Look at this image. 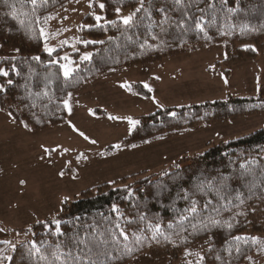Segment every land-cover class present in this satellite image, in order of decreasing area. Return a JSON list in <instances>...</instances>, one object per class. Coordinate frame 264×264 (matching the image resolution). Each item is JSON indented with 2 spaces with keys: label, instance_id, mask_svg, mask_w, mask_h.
<instances>
[{
  "label": "trees",
  "instance_id": "1",
  "mask_svg": "<svg viewBox=\"0 0 264 264\" xmlns=\"http://www.w3.org/2000/svg\"><path fill=\"white\" fill-rule=\"evenodd\" d=\"M72 1L37 0V5H32L30 0H0V47L16 51L15 56L0 60V68L9 73L7 77L0 76V86L4 89L0 91V110L27 131H44L62 125L66 120L64 101L67 97L86 83L117 69L158 64L167 56L191 53L202 46H222L226 65L253 61L264 53V0H182L180 4L175 0H144L143 10L136 14L130 26L113 19L116 9L136 10L140 0H96L104 5L103 19L99 23L94 19L96 4L82 19L77 50L71 53L77 67L65 78L60 69V55L65 48L57 49L49 57L42 50L39 29L47 28L51 21L43 25L44 17ZM37 18L41 20L40 25L36 23ZM197 19L202 31L195 27ZM182 20L184 27L179 26ZM113 21L115 23H108ZM84 41L102 43L85 44ZM85 50H92L91 58L82 61L80 55ZM34 56L40 59L33 60ZM52 59L57 63H50ZM9 79L12 84H8ZM129 89L143 99L151 96L141 84ZM263 114L264 86L259 88L256 97H227L198 105L165 108L139 117V123L122 144L140 145L182 129ZM263 152L264 128L236 140L211 145L187 165L152 181L127 184L136 177L130 176L86 189L76 200L64 202L54 221L46 220L33 226L30 242L17 245L15 251L0 243V264H49L54 259L52 252L56 245L72 248L76 234L83 236L91 231L85 226L97 225L116 231V223L125 229L129 236L127 243L134 251L125 254V242L118 236L121 241L118 246L112 243L107 246L115 257L110 264H128L142 255L174 264L184 256L185 248L203 255V264H243L249 256L264 250L260 239L264 236ZM201 181H211L220 191L216 194L205 188L203 194L194 196L198 209L202 210L198 219L210 216L219 220L220 225L210 231H196L191 227L196 221L186 220L181 231L179 217L186 214L183 210L188 206V201L182 197L184 192L192 196L194 185ZM209 200L211 204L205 209ZM113 205L118 211H112ZM141 215L145 219L141 220ZM56 220L61 221L63 235L53 234ZM156 223L166 235L180 232L187 242L180 244L174 234L177 245L163 237H159L158 242L151 240L149 225ZM169 223L174 225L173 229L168 228ZM133 233L143 234L148 239L137 245ZM233 237L245 239L234 240ZM32 242L41 247L47 260H41L39 255H25ZM9 255L13 257L11 261L3 259ZM187 259L195 262L198 257Z\"/></svg>",
  "mask_w": 264,
  "mask_h": 264
},
{
  "label": "rangeland",
  "instance_id": "2",
  "mask_svg": "<svg viewBox=\"0 0 264 264\" xmlns=\"http://www.w3.org/2000/svg\"><path fill=\"white\" fill-rule=\"evenodd\" d=\"M94 4V19L103 18L96 0H74L52 12L55 19L46 28L49 33H58L48 39L49 46L56 50L65 48L60 57L67 55L74 69L77 63L71 53L77 50L78 29ZM119 9V15L115 12L113 19L120 22V17L135 11ZM65 40L68 43L62 45ZM85 53L92 54V50H85L80 56ZM15 55L16 51L0 47V60ZM223 61L222 46H202L191 53L167 56L158 64L121 68L101 75L67 97L70 111L66 109L62 125L44 131H27L0 110V241L16 246L30 242L33 226L54 221L61 205L76 200L86 189L130 176L136 177L127 184L152 181L187 165L211 145L264 128L263 114L182 129L140 145L122 144L130 133L128 117L137 121L165 108L227 97H256L264 86V53L241 64L226 65ZM63 63L66 61L62 60ZM136 84L151 89L149 99L130 92L129 88ZM110 116L117 119H109ZM91 140L96 143H90ZM260 239L264 244V236ZM6 246L12 251L10 245ZM185 260L184 255L174 264H185ZM128 264H167V261H154L142 255ZM243 264H264V250L249 256Z\"/></svg>",
  "mask_w": 264,
  "mask_h": 264
},
{
  "label": "snow or ice",
  "instance_id": "3",
  "mask_svg": "<svg viewBox=\"0 0 264 264\" xmlns=\"http://www.w3.org/2000/svg\"><path fill=\"white\" fill-rule=\"evenodd\" d=\"M42 2H47V0H42ZM175 2L177 4H180L182 2V0H175ZM30 3L32 5H37V0H30ZM91 7V5H89ZM143 6H144V0H140V7L136 8L135 12L127 15V16H122L120 17V19L122 20V23L125 26H130L133 22H134V17H136L137 13H140L143 10ZM209 7H211V5H209ZM100 8L103 9L104 5L100 4ZM159 11L164 12V9H159ZM203 11V10H201ZM117 14L119 15L120 13V9L117 8L116 9ZM15 14V10L13 11V15ZM188 13H185V16H187ZM52 19H55V17L53 16H46L43 18V25H47L48 22ZM66 19V17H65ZM103 18L100 16H95V20L99 23V21H101ZM167 19V17H165V20ZM164 21H162L161 23H163ZM21 23H23V21H21ZM36 23L37 25L41 24V20L40 18L36 19ZM108 23H115L113 22H108ZM179 26L180 27H184L185 26V22L182 20L179 22ZM195 27L196 29L199 30H203L201 27V23H200V19L196 20L195 23ZM67 30V29H65ZM56 35H58V33H49L48 31H46V28L41 26L39 29V38H41L42 40H44V46H43V51L45 53L48 54L49 57H51L53 55V53L56 52V48L54 47H50L49 44L47 43L49 38H54ZM35 38V37H32ZM79 42V41H78ZM68 41H61V44H67ZM85 44H89V43H102V41H84ZM19 51V50H17ZM91 58V54L90 53H85L81 56V60L82 61H87ZM33 60H39L40 57L39 56H34L32 57ZM61 60L66 61V63L60 64V69L63 73V76L65 78H68L71 76V74L73 73V71H75V69L72 67V61L69 59V57L67 55L60 57ZM50 63L55 64L57 63V60L52 59L50 60ZM15 70V69H13ZM9 75V73L7 71H5L4 69L0 68V76H4L7 77ZM8 84H12V80H8ZM145 87H148V85H145ZM3 87L0 86V91H3ZM149 91H151V89L149 88ZM64 106L66 109H68L70 111L69 105H68V101L65 100L64 101ZM109 119H117L116 117H109ZM129 124V131H131L133 128H135V126L139 123L136 120H133L131 117L126 118ZM25 127H27V125H25ZM74 131L76 130L75 128L73 129ZM81 136H83V138L85 140H89V137L84 135L83 132L80 133ZM90 143L95 144L96 141L95 140H91ZM114 147L119 148V145H115ZM45 151L47 152L48 149H45ZM67 151V150H65ZM101 155H103V153H101ZM78 160L80 159V157L77 158ZM241 167H243V165H241ZM61 175H63V173H61ZM205 188H207V190L209 192H213L218 194L220 189L219 188H214L212 185L211 181H208L207 183H205L204 181H201L200 183L194 185V191L192 193V196H190L187 192H184L183 195V199L185 201H188V206L183 210L184 213L186 214H182L179 217V227L181 229V231H183V222L188 220L190 223L192 220H195V223H191V227L193 230L196 231H201V230H207L210 231L211 228L213 227H217L220 225V221L216 220L210 216L208 217H204L203 219H198L200 212L202 210L198 209V201L194 198V196L196 194H203L205 191ZM132 193L129 192V195H131ZM239 192H237V199H239ZM67 198H65L66 200ZM64 201H62L63 203ZM211 204V201H206L204 208H208V206ZM112 211L116 212L118 211L117 206L113 205L112 207ZM140 219L143 220L145 219V217L143 215L140 216ZM131 221H129L130 223ZM55 232L53 233L54 235H63V233L61 232V221L60 220H56L55 221ZM229 228L232 227L231 224L227 225ZM85 227H90L91 231L90 232H85V234L83 236H80L79 234H76L73 238H72V248H67V245H64V248H67V250H64V248L61 247V244L58 243L55 247V250L52 252V256H53V261H50L49 264H55V262H58V264H110V261H112L113 259H115V257H113L112 255V250H108L107 246L112 243L115 245H119L121 243V241L117 238L122 237L124 243V251L125 254H130L131 252L134 251L133 248H131L129 246V244L127 243V241L129 240V236L127 235L126 231L124 228L121 227V225L119 223H116L114 225V228L116 229V231H113L112 228H107V229H102L101 227L97 226V225H90V226H85ZM168 228L169 229H173L174 225L172 223L168 224ZM149 231L151 233L150 239L157 241L158 242V238L159 237H163L165 241L169 242V243H173L174 245H177V241L173 239V234L175 236H177L179 238V243L183 244L187 242L186 237H183L180 235V232H174L173 234H165L164 230L161 228L159 223H156L154 225H149ZM133 238H134V242L137 245L142 244L146 239H148V237L144 236L143 234H136L133 233ZM234 240H242L245 239L244 237H233ZM253 241H255L256 238H252ZM0 243H3L5 245H10L12 251L16 250V245L15 244H10L9 241H0ZM2 254V253H0ZM25 255L27 257H36L37 255H39V258L41 260H47V256L44 255V253L41 251V247L37 246V244L35 242H32L31 247L27 249V252L25 253ZM184 255H185V264H203L205 257L203 255H201L200 253H193L190 252L187 248H185L184 250ZM189 256H195L198 257V259L195 260V262L193 260H189L187 259V257ZM3 259L5 260H9L11 261L13 259L12 256H4ZM217 260L220 259L219 256L216 257Z\"/></svg>",
  "mask_w": 264,
  "mask_h": 264
}]
</instances>
